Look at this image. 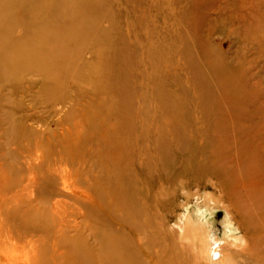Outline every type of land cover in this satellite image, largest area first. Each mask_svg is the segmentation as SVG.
Wrapping results in <instances>:
<instances>
[{"label": "rangeland", "instance_id": "rangeland-1", "mask_svg": "<svg viewBox=\"0 0 264 264\" xmlns=\"http://www.w3.org/2000/svg\"><path fill=\"white\" fill-rule=\"evenodd\" d=\"M243 1L0 0V37H7L6 43L0 40L1 50L9 46L12 35L25 33L20 37L24 46L36 45L37 48L41 37L37 33L49 25L84 21L81 24L83 31L60 32L42 38L43 44L39 48L53 47L52 52L60 54L63 65L72 69L70 73L61 75L54 91L43 90L42 81L48 84L56 80L45 78L41 72L37 75L26 72L17 82H12L15 79L11 75L7 76L8 80L0 79L2 169L18 173L22 166L23 171L21 157L30 149L40 155L39 175L47 169L66 167L72 174L71 181L82 185L87 182V149L92 136L110 124L116 125L120 119L124 122L126 117H148L150 132L144 142L152 147L156 143V150L162 146L161 151L152 154L153 159L148 157L150 162H163L168 167L174 162L175 154L184 151L174 164L186 167L185 171L181 170V174H185V183L164 181L172 196L161 203L164 205L162 214L173 224L179 217L183 218L187 210L193 216L196 208H200L203 221H206L205 229L214 236L223 239L229 233L228 228H233L236 234L249 238L251 230L260 223L261 218L258 220L256 215L262 212L264 205V0ZM197 2L199 6H195ZM190 6L195 7L192 9ZM253 27L254 30L251 29ZM50 38L54 42L49 43ZM60 41L69 43L63 46ZM65 52L66 57L63 55ZM212 54L214 58L210 59ZM4 66L10 71L6 61ZM76 69H81L82 74L77 76ZM178 118L181 125L179 120L177 124ZM141 123L139 121L140 126L134 127L124 124L123 128L132 130V141L140 139ZM170 123L174 124L171 125L175 131ZM22 124H27V127L22 128ZM184 127L187 133L183 131ZM89 130L92 131L90 135ZM255 133L259 135L257 138ZM165 138L169 140L165 141ZM163 147H166L165 151ZM214 154L219 156L217 160ZM177 175L182 176L180 173ZM149 181L154 187L161 182L156 176ZM242 182L248 189L241 188ZM2 207L0 204V209ZM227 221L229 225H226ZM8 225L12 226L14 237L34 233V227L25 228L12 217L1 215L0 229ZM36 230L35 234L45 235L43 229ZM1 232L6 235L7 229ZM10 247L6 248H9L13 264L29 263L20 246Z\"/></svg>", "mask_w": 264, "mask_h": 264}, {"label": "bare ground", "instance_id": "bare-ground-1", "mask_svg": "<svg viewBox=\"0 0 264 264\" xmlns=\"http://www.w3.org/2000/svg\"><path fill=\"white\" fill-rule=\"evenodd\" d=\"M202 1L203 0H201V2ZM242 1L243 0H241V2ZM234 3L235 2L233 1V4ZM197 5L198 2L197 4H195V6ZM194 7L191 8L193 9ZM220 8L218 7V9ZM241 8H243V5L241 6ZM184 11L186 12V10ZM237 11L235 14H237ZM255 11L256 10H254L253 12ZM192 12L193 11H191V14H193ZM182 13L183 12H181V14ZM204 15L207 14L205 13ZM247 17L249 16H246V19H248ZM204 18L205 17H203V20ZM212 20L214 21V18H212ZM233 20L235 21V19ZM83 22V20L78 22L73 20L67 24L55 23L49 25L47 28L43 29L41 33H37V35H41V37L39 36V39L37 41V48L36 45L30 48L24 46V43L20 40V37L24 36L25 33H21L18 36L14 35V37L12 35L11 40L8 41L9 46H7L3 50L0 49V79H7V76L9 78V76L11 75V77L15 79L12 82H17L21 80V76L25 75L26 72H31L32 75H37L41 72V74L44 75L45 78H54L56 80L48 84H44V81H42L41 84L43 85L41 87L43 88V90L54 91L57 84L59 85L58 81L61 75L63 73H70L72 69H70L71 67L69 66L66 67L63 65L62 57H60V54L56 55L52 52L53 47L48 46L49 48L42 49L39 48V45L43 44L42 38L46 36H52L60 32L67 33L70 31H83L81 30V24ZM255 22L257 21L255 20ZM179 23H181L180 20ZM215 23H218V21ZM238 23L240 24L241 22ZM38 24L40 25V23ZM176 27H178V25ZM210 29L212 30V28ZM251 29L254 30V27ZM244 33L246 35V32ZM6 39L7 37L5 36L0 37V40H3L5 43ZM51 40L52 39L50 38L49 43L54 42ZM60 43L62 44V41H60ZM68 43L69 42H63L62 45L66 46ZM125 44L124 46H126ZM255 44L256 43H254V45ZM180 49L179 51L180 53H182ZM63 55H65L66 57L67 52H65ZM212 56L210 57V59L214 58V56ZM5 61L8 65H10V71L5 68ZM81 63L82 59L80 57L79 64ZM227 63L228 61L226 62V64ZM216 68L218 69V66H216ZM235 68H237V66ZM219 70L222 71V69L220 68ZM236 70L234 69V71ZM74 71L77 76H79V74H82L81 69H76ZM237 72L238 71H236V73ZM229 75L232 74L229 73ZM220 76L217 77L220 78ZM19 77L21 78L19 79ZM84 77H87V73H84ZM139 116L137 115V117ZM95 120L97 121V119ZM178 120L180 124L178 123ZM139 121L142 122V135L140 134V139L138 140L136 139V136L134 134V138L136 140L132 141V130L130 131L123 128L124 124H131L130 126L132 127H134L135 125L137 126V124L140 126ZM147 121L148 117H126L124 122L120 119V121H115L117 123L116 125L110 126V124V127L108 126L103 131L101 130V133L99 131L98 135L94 134L95 136H92L91 144H89V147L87 149V182L82 183V185H77L76 181H71L72 174L70 170L63 166V168L56 167L47 169L45 173L39 175V173L37 172V165L38 163H40V155L35 151H33L35 152L33 153L30 149L27 151L26 155H22L21 157L20 163L24 166L23 171L21 170L23 169L22 166L18 169L17 173L16 171L11 169H9L8 171L3 170L0 165V204L3 205L2 209H0V216L4 215L6 218L12 217L16 220V222H18L25 228L34 227V233H25L26 235L22 233L17 237H14L12 235V226L8 225L7 227L0 229H7L6 235L3 234L4 232L0 233V264H13V258L9 253V248H6L8 245H11L10 248H16V246H20V248H22V250L24 251V256H27L26 261L29 262L28 264H264V205L262 206V212H259L256 215L258 220H260L261 218L260 223L256 225L253 230H251V236L249 238H246L241 234H236L233 228L228 227L227 232L229 233L225 234V238L220 239L214 236L213 233H210L208 229H205L206 221H203V214L200 213V208H196V210L194 211L195 215L193 214L194 217L187 210V212L182 215L183 218L179 217L178 220H176V222H174L173 224L162 214L161 210L162 208H164V205H161V203L165 199L172 196V192L169 186H167L164 181L168 182L169 184H172L173 181V183H176L177 181H179V183L181 184L185 183L183 182L185 174H181V170L185 171L184 169L186 167L184 165L183 167H177L176 164H174V162L176 163V160L184 155V151H179L177 154H175L176 157H174V162L171 163V165H169L168 167L163 162H150L148 157L151 158L156 151L158 152L160 149H162V146L160 145L159 147L161 148L159 150H156V143L152 147L149 145V143L144 142L149 137L146 135L150 132L148 126L149 124H147ZM180 121L181 119L178 118L177 124L181 125ZM97 122L95 125L98 126L99 124ZM169 122L170 120L168 119V123ZM173 123H170L171 127L174 126ZM171 124H173V126ZM177 124L175 123V127H177ZM165 125L167 126V124ZM198 125L196 126L197 128L199 127ZM246 125L243 126L241 124V126L243 127H246ZM26 127L27 124H22V128ZM150 127H152V125H150ZM91 128L93 131V127ZM137 129L139 128L137 127ZM185 129L186 128L184 127L183 131ZM170 130L173 131V129L171 128ZM92 131H88L89 135L92 133ZM203 132L204 131H202V134ZM151 135L152 134H150V136ZM182 135H184V133ZM198 135L201 136L199 133ZM254 135H252V137ZM163 136L164 135H162L161 137ZM258 136L259 135H257L256 138ZM261 136L262 135H260V138ZM190 137H192V134L190 135ZM167 139L165 138V141ZM202 139L200 138V140ZM172 140L173 137L169 141L172 142ZM189 142H191V140ZM173 144L175 145L176 143L173 142ZM165 148L163 147L164 151ZM168 149L171 150V148ZM210 149L211 148H209L208 150L210 151ZM171 151L173 152V150ZM213 153H215V151ZM215 156L217 160L219 156ZM147 159L148 161H146ZM151 159H153V157ZM234 168L235 167H233V169ZM237 171L239 170L237 169ZM179 173L180 175H182L181 177L177 175ZM153 176H156L161 180L157 187H154L150 184L149 179H151ZM238 183L240 185L241 182L238 181ZM238 183H236V185ZM243 184L244 185H242L241 188H247L245 183ZM246 192H249V190ZM244 210H247V208H245ZM251 215L252 214H250V216ZM244 221L246 222V220ZM226 225H229L228 221ZM192 227L194 228L192 229ZM39 228L43 229L45 235L39 236L35 234V231H37L36 229ZM235 228L239 230L237 225ZM6 243H8V245L5 247Z\"/></svg>", "mask_w": 264, "mask_h": 264}]
</instances>
